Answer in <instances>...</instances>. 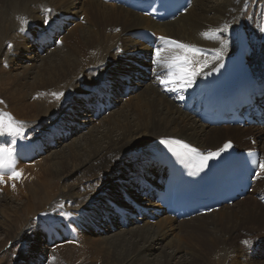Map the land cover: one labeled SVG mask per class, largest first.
<instances>
[{"label":"bare ground","instance_id":"1","mask_svg":"<svg viewBox=\"0 0 264 264\" xmlns=\"http://www.w3.org/2000/svg\"><path fill=\"white\" fill-rule=\"evenodd\" d=\"M56 1L62 6H57ZM75 1L78 0H8L4 6L0 7V53L5 45L11 44V48L15 49L22 44L19 47L20 51L17 52L18 59L26 53L27 55L32 53L33 48L38 54H34L32 59H37L39 54H44L51 48L54 51L60 43L57 39L62 36V31L69 23L71 16L80 12L90 20L93 26L92 31L88 29L86 33L81 31L69 36L70 50L63 51L62 54L52 53L54 55L47 62H45L46 58L42 59L45 62L42 67L43 72L36 78L38 82L32 83L28 89L29 94L23 91L24 87L7 93L8 96L5 99L12 108L18 110L20 106L26 110L27 119L24 120L30 123L26 124L28 128L25 127V130L32 132L30 124L38 129L44 127L58 108L69 103L71 107L66 114L37 139L41 148L42 145H52L54 140H57L55 144L59 145L58 141L64 138L60 131L68 134L66 138L83 128L78 125L80 122L72 119L76 118L77 114H82L80 116L81 121H84L82 122L84 127H88L90 121L93 122V110L88 108L93 104L92 99L96 96V92L103 90L101 88L104 85H110L111 94H117L120 85H125L122 82L123 78L129 79L131 86L145 87L141 93L134 96L135 104L133 109L130 108L137 116L134 124L128 122L129 114L121 110L113 116L108 125L102 126V131L89 130L88 138H84V145L78 141H72L68 153L55 151L47 158L40 159L41 175L44 180L24 181L22 177L16 181L17 183L10 181L12 184H19L20 191L17 188L4 190L0 199V217L3 219V222H0L2 241L9 243L13 239V244H19L20 235L28 230L30 239L25 243V252L20 256L22 255V260L36 259L35 264L44 261L45 250L50 249L42 244L45 239V242H48L46 232L40 231L42 224L39 222L46 219L51 221L47 228L50 229L52 237L60 239L59 241L67 239L63 242L64 244L59 245L60 248L49 250L50 257L60 264L65 263L66 258H72L70 256L72 251L82 254L87 246H93V248L95 244L100 246V236L103 235V232L99 233L101 229L106 233L110 232L111 227L120 229L121 223L118 224L116 220L111 208L112 203L138 217L137 222L146 221V219L148 221L151 216L154 217L153 209L158 205L153 199L150 202L149 198L153 196V191L149 192V187L136 183L141 177L155 185V181L160 176L159 168L145 165L147 157L142 151L147 144L159 138L175 137L201 150H215L225 141H233L238 146L248 149L250 144L246 138L253 137L257 140L258 149L264 158V133L259 128L207 127L186 112H182L177 101L168 98L172 92H165L155 78H150L143 71V68L148 66L145 59L148 58L150 51L134 36L140 30H150L186 44L205 45L216 49L220 48L221 43L226 40L228 46L230 44L228 39L235 30L237 21H242L244 17L241 13L244 0H193L187 12L172 22L163 23L153 22L123 7L104 4L97 0H82L78 9ZM47 9H51L55 16L47 29L48 34H52L51 39L55 38L58 45H50V43L40 45L37 42H31L39 32L38 36L46 32L36 29L40 26L37 22L42 23L44 20L40 14L47 15ZM24 19L28 21L26 25H23L24 29L32 34L36 33L28 37L32 47L28 44L29 42L27 43L15 33L20 31L21 21ZM225 24L230 27L226 32H217L221 38L213 41L216 46L211 43L203 44L202 33L210 29L213 31L221 29ZM77 27L81 28V25ZM117 29L118 32L114 34ZM107 31L110 32L107 33ZM22 35L27 37L29 34L26 36L22 33ZM62 37L64 39V36ZM111 49H113L112 53ZM120 50L123 51L121 54ZM230 52L226 48L224 56ZM254 59L256 63H259L257 56ZM126 68L127 72H125ZM96 69L100 70L97 75L87 74L88 71ZM25 78V75H22L19 79ZM117 80L120 81V85L116 83ZM80 81L88 85L84 92L81 90ZM53 92H62L64 96L57 101L51 95ZM26 97L29 100L32 98V101L23 104L22 101ZM117 98L113 95L111 100L113 106L116 103L120 105L122 102L121 99L115 101ZM53 135H56V139L52 138ZM59 135L60 138H58ZM0 142H4L1 137ZM18 149L21 155L18 162L27 163L30 160L29 163L32 165L34 160L30 157L29 147L19 143ZM26 155L30 158L29 160ZM39 158L36 157V159ZM14 159L16 169L22 173L17 164L18 158L14 157ZM152 176L155 177L154 180ZM56 180H61L63 186L57 187ZM5 181L9 182L7 177ZM120 190L133 200L137 198L142 203L148 200L146 206L153 209L148 210L143 206L141 209L146 210V213L142 212L139 216L130 205L123 200L120 201ZM252 192L244 199L209 214L181 221L165 217L157 222V226L154 227L156 229L152 226L136 228L137 230L134 229L129 233L137 239V242L126 240L124 237L126 233L117 235L103 243L96 252L99 257H103V263L107 264H151L152 262L154 264H221V262L224 264L227 258H235L238 261L233 264L259 263L264 259V208L254 199V195L264 196V176L259 177ZM56 198L61 199V202L54 201L57 200ZM13 199L20 202L24 199V202L21 203L20 208L10 211L11 209L6 205ZM142 199L144 201H141ZM71 201L87 203L75 211L67 206ZM60 205H63L64 212L73 213L71 222L59 215ZM4 207L10 210L7 212L8 209ZM22 211H25L23 217L27 219L20 218L19 213ZM6 213H8L7 216ZM41 213H47L49 216H41ZM35 216L37 223L32 224L34 221L32 218ZM127 217L129 225L133 219L130 216ZM27 221L29 222L26 224ZM192 222H194L193 225ZM91 224L96 227L97 233L90 227ZM63 228L67 229L68 236H64L66 234L62 232ZM168 231L174 234V238L167 243L170 253L166 252L164 246L160 244V240H163ZM92 234L97 235L89 238L88 236ZM179 240L187 241L185 252L189 256L183 252V245L179 244ZM74 242H78L79 248L75 247ZM256 245L258 250L254 251ZM155 250H159V256L154 260L149 259L150 252ZM7 255H10V252ZM245 259L249 261H244ZM19 264L23 263L19 261Z\"/></svg>","mask_w":264,"mask_h":264},{"label":"rangeland","instance_id":"2","mask_svg":"<svg viewBox=\"0 0 264 264\" xmlns=\"http://www.w3.org/2000/svg\"><path fill=\"white\" fill-rule=\"evenodd\" d=\"M7 1L8 0H0V4H1L0 7L4 6ZM82 2H83L82 0H78V1H75L74 3L77 4V7H79L78 9H80V4ZM56 5L62 6L60 4V2H57V1H56ZM56 9H58V8H56ZM70 12H72V10ZM40 15L43 19L45 18V16H49L50 21H53L55 19V16H53L54 15L53 12H50L49 14L47 13V15L46 14H44V15L40 14ZM84 16L85 15H83V13H81V12L75 16H71L72 18L70 19L69 23L66 25L64 30L62 31V33L64 35L61 33L62 36H64V39H66V40L64 41L63 37L61 36L62 38L60 37V39H58L60 41V43L57 47L54 48V51H52L53 49L51 48V50H49L48 52L41 54V55L39 54L41 57L38 55L37 59H32L33 55L37 53L36 49H34V48L32 50V53L30 52V54H28V55L26 53L22 58L18 59L17 58V52L20 51L19 47L22 46V44L20 46L18 45L15 49L9 48L8 45H5L3 47L4 49L2 48V52L0 53V55H1L0 56V100H2L4 103L0 104V112L10 113L16 120L22 121L25 124V127L28 128V126L26 124H29L30 122L27 120L26 121L24 120L27 117V115H25L26 110H24L20 106H19L20 109L18 108V110H16L17 108H14V107L12 108V105H10V103L8 102V100L5 99V97L8 96L7 93H9L10 91L16 90V89L18 90V89L23 88V87H24L23 91L25 93L27 92V94H29L30 90H28V89H30L32 83L34 84L35 82H38V80L36 78L40 75V73L43 72L42 67L44 66V63L49 61V58L54 55L52 53L56 52V54H62L63 51L70 50L71 46L68 43V38L70 35H72L74 33L77 34L81 31L86 33V31L88 29H90V31L93 30L92 23L90 22L89 19L86 18V16L85 17ZM37 24L40 25L37 28L39 30H41L43 22L41 23L39 21V22H37ZM77 25H81V28L77 27ZM38 29H36V30L38 31ZM42 31H43V28H42ZM116 31H114V34L118 32V31L117 32ZM109 32L110 31H107V33H109ZM15 33L18 34L27 43L29 42L28 44L32 47V43L30 42L29 38L23 36L22 33L30 34L31 36L36 35V33L32 34V33H30V31H26V30H24L23 32L18 31ZM110 52L112 53L113 49H111ZM42 59H45V62ZM127 71H128V69L126 68L125 72H127ZM99 72H100V70L96 69V70L88 71L87 74L90 76H94V75H97ZM22 75H25L26 78L25 79H19V78H21ZM16 78H18V79H16ZM97 82L98 81L96 80V83ZM79 83H80V85H82V87H81L82 92H84V90L88 87V85L84 84L83 81H80ZM116 83H118V85H120L119 80H117ZM113 87H114V85H113ZM130 87H131V84H130ZM143 87H145V86H143ZM143 87L142 88L134 87L132 89L130 95L121 99L122 102H120V105L117 103H116V105L114 104L115 106L112 108V110H110L108 112V114L101 115L98 119H94L92 123L90 121V125L88 127H84L85 125H84V123H82L84 121H81L82 120V118L80 116L81 113L77 114L76 115L77 117L72 118V119H73V121L80 122L78 125L80 127H83L84 129L81 128V130L77 131L76 134H74L72 136L69 135V137H66V138H65V136H63V135H65V133L63 131H60V134L64 138H61L58 141V143H60L59 145L55 144V142L57 141V140H54V139H56L55 138L56 135H53L52 138L54 137V139H53L54 143L52 145L49 144V146H44L45 150H43V153H41L39 155L40 158L39 159L35 158L33 161L34 163H32V165L30 163H25L24 161L23 162L21 161V163H19L18 161L21 159V155H20V151H18V156H15V158L17 157L19 159V160H17V164L21 168L23 180L27 181L28 179H35L39 182L44 180L43 176L41 175L42 166L40 165L41 162H39L40 159L47 158L48 156H50L55 151L60 152V153L64 151V152L68 153V150L70 148L69 146L72 143V141H76V142L78 141L81 143V145H84L85 144L84 138H88L89 135L87 133L89 130L93 129L94 131H96V130L99 132L102 131L103 130L102 126L108 125L107 123H109V121L111 119H113V116L117 115V113L120 112L121 110H124L125 113L129 114L128 122H131L132 124H134L136 122L135 120H137V116L135 115L134 111L131 110V109H133L134 104H135V100H134L135 97L134 96L141 93L144 90ZM118 99H119V97H118ZM31 101H32V98L29 100L26 97V99H23L22 103L27 104ZM115 101H118V100L115 99ZM70 107H71V105L68 103V105L65 104L63 107L58 108V110H56L54 115L50 118L49 122L46 123L44 127H41L38 129L33 124H30V125H32L30 127V130H32V132H29V130H25V134L29 137V140L37 141L38 136L40 134H42L43 132L50 130L49 128L51 127V125L54 123H57L66 114V112L70 109ZM31 122H33V121H31ZM66 124H69V123H66ZM66 135L68 136V134H66ZM35 138H36V140H35ZM246 140H247V138H246ZM56 181H57L56 182L57 187L60 188L61 185L63 186V182L61 180H56ZM13 182H16V181H13ZM11 185H12V182H10V181L6 182L4 185H0V199L3 196L5 189H9V190L13 189V187H11ZM16 188L17 189L19 188V184L15 185L14 189H16ZM18 190L20 191V189H18ZM120 191H122V190H120ZM249 195H251V194L249 193ZM136 196H138V194H136ZM122 197H123V194H122ZM133 197H135V196H133ZM22 200H23L22 202H24V199H22ZM54 201L61 202V199H57ZM120 201H121V199H120ZM135 201L137 202V199ZM141 201H144V200L142 199ZM147 201L148 200H146L142 203V202H139V199H138V204L140 203L142 206L148 208L146 206ZM151 201L152 200L150 199V202ZM22 202L13 199L12 201L7 202L8 204L6 205V207H9L11 210L8 208H5V207H4V209H6V210L8 209L7 210V212H8L9 210L12 211V209L20 208ZM86 203L87 202L77 203L75 201L74 202L71 201V203H68L67 206L70 210L74 209L75 211H78L80 206L81 205L84 206ZM151 208L152 207H150L148 209L151 210ZM24 214H25V211L20 212L19 213L20 218H25V217H23ZM7 215H8V213H6V216ZM6 216H4V217H6ZM163 218H165V216L161 215V216L155 217L153 219H148V221H147V219H146V221L144 220V221L137 222V223H133V221H130V224L126 228H122L121 226H120V229L116 228V227H114V228L111 227L112 229H110V232H107V233L104 232L103 229H101L99 233L103 232V235L100 236L101 237V240H100L101 243H99L100 246L99 245L97 246L96 244L94 245V248H93V246H87V248L85 249V252H83L82 254H78V252L72 251L71 252L72 254L70 255L72 257V258L70 257L72 260L69 258H66V260H64L65 263H60V264H80V263L81 264H102L103 263V257H99V255L97 254L96 251L99 249V247H102L103 243H105L108 240L116 237L117 235H123V234L125 235V233H126V235L124 237L126 238V240H128L129 242L130 241L131 242H137V239H134V237L132 235H130L129 232H131L132 230H134L136 228L137 229H141L143 227L145 228L146 226H152V228H154L157 226V222H159ZM25 219H27V218H25ZM32 219L34 220V221H32V224L37 223L36 222V220H37L36 216ZM1 221L3 222L2 217H0V222ZM28 222L29 221H27L26 224ZM191 224L193 225L194 222H192ZM154 229H156V228H154ZM41 230H44L46 232V234L48 233V231L44 228L43 225H42V228H40V231ZM94 231L96 233L98 232L97 230H94ZM168 232L171 234H169ZM168 232L165 233L166 235H165V237H163V240H160V244L162 247L164 246L166 252L170 253L171 250H169L167 243L170 240H172V238H174V234H172V232H170V231H168ZM96 235L97 234H92V235H89L88 237L91 238L92 236H96ZM2 239H3V237L0 235V242L2 241ZM29 239H30V232H28V230H26L25 232H23L20 235L19 244H15V243L13 244V239L10 240L9 243H5L4 241H2V243L0 244V264H19V261L22 262L23 264H35L36 259H31L32 260L31 261V260H29V258L28 259L25 258L24 260H22L21 259L22 255L20 256L21 253L23 254L25 252L24 246L26 245L25 243H27ZM175 239L178 241L177 237ZM45 241H46V239L44 240V242H42L43 246L48 247L50 249L45 250V256H44L45 260L42 261L40 264H59L56 261V259L53 260L50 257L49 250L57 248V247L60 248L59 245L64 244L63 242H66L67 239L66 240L63 239L62 241H59V242L57 240L53 244L50 243V245L47 244L49 242H45ZM179 244L181 246L183 245V252L185 254H187L185 252L187 250L185 248V246L187 245V241L179 240ZM78 246H79V244H78V242H76L75 247L79 248ZM95 247H96V249H95ZM81 248H83V247H81ZM8 252H10V255H7ZM75 253H77L78 256L75 255ZM86 253H87V255H86ZM187 255L189 256V254H187ZM4 256H6V258H4ZM79 256H81V257L79 258ZM158 256H159V250H155V252L154 251L150 252V256H148V258L154 260ZM227 259L228 260L224 264H233V263L238 262L235 258H227ZM83 260H84V262H83ZM244 261H249V260L245 259ZM253 261H255V260L253 259ZM263 262H264V259L262 261H260L259 263H256V264H262ZM249 263H251V262H245V264H249ZM103 264H107V263H103ZM151 264H154V263L152 262ZM202 264H209V263H202ZM221 264H222V262H221Z\"/></svg>","mask_w":264,"mask_h":264},{"label":"snow or ice","instance_id":"3","mask_svg":"<svg viewBox=\"0 0 264 264\" xmlns=\"http://www.w3.org/2000/svg\"><path fill=\"white\" fill-rule=\"evenodd\" d=\"M179 0H177V3ZM245 10L247 8L248 0H244ZM190 7V0H187ZM183 7V5H181ZM184 12H187V7L183 8ZM51 12L50 9L46 10ZM22 27L20 29L23 32L25 29L23 25H26L28 21L26 19L21 21ZM43 23L50 26V17L45 16ZM229 25L225 24L223 28L215 31L208 30L202 33L205 38L215 39L217 32H226L229 29ZM118 31V29H117ZM261 33H264V26L259 28ZM154 35V34H153ZM161 42L157 45L152 52V71L155 80L159 83L165 92H176L177 98L184 99L183 95L179 93L191 89L194 84L197 83L198 77H206L211 72L218 71L223 66V57L227 48V41L221 43L220 48L205 50L196 45L186 44L171 38L164 36L158 37ZM12 47L11 44L8 45ZM211 56V60L208 57ZM201 57H204L201 59ZM211 71L205 72L204 69L210 68ZM51 95L60 101L64 93L53 92ZM4 102L0 100V104ZM8 136L11 138L10 142H0V185L6 183L5 177L8 181H18L22 178V173L15 167L14 157L18 153V145L21 141L28 139L25 135V126L22 121L16 120L8 112H0V137ZM159 145L163 146V149L170 154V158H173L175 163L182 166L195 169V171L188 172V175H199L208 169L211 165L210 161H219L224 158V154H230L234 145L232 141H226L222 146L216 150H209L206 153L201 152L196 147H193L189 143L176 139V138H160ZM135 147V146H133ZM246 156H252L253 153L248 151ZM247 163V161H245ZM251 165L256 177L264 176V159H253ZM15 188V183L11 185ZM71 203V202H69ZM63 205L59 206V215L71 222L72 212H64ZM41 216H49L47 213H41ZM41 223L45 229L50 225V220H44Z\"/></svg>","mask_w":264,"mask_h":264}]
</instances>
